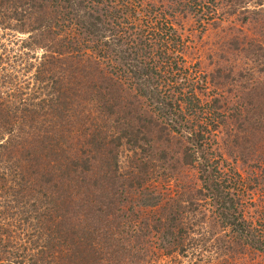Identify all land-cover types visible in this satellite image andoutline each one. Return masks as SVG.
<instances>
[{
  "label": "trees",
  "instance_id": "16d2710c",
  "mask_svg": "<svg viewBox=\"0 0 264 264\" xmlns=\"http://www.w3.org/2000/svg\"><path fill=\"white\" fill-rule=\"evenodd\" d=\"M145 1L0 0V29L28 35L24 59L34 65L25 69L36 82L0 78V264L264 258V202L255 200L264 171L250 180L217 146L219 131L243 132L255 107L231 110L206 93L171 19L180 10L213 21L218 0ZM255 5L244 11L257 19L264 0ZM177 167V190L158 193ZM118 178L139 182L141 215L123 218L124 204L110 200ZM143 209L157 215L152 226Z\"/></svg>",
  "mask_w": 264,
  "mask_h": 264
},
{
  "label": "rangeland",
  "instance_id": "374dc122",
  "mask_svg": "<svg viewBox=\"0 0 264 264\" xmlns=\"http://www.w3.org/2000/svg\"><path fill=\"white\" fill-rule=\"evenodd\" d=\"M229 1L231 0H218L216 17L210 22L207 20L201 22L198 18L200 16L197 17L188 11L180 10H175L173 12L175 15L171 19L185 43L184 57L187 64L190 67L198 68L207 79L208 90L206 93L211 98L212 96L214 98L222 97L228 102L231 110H236L239 104H252L255 107L247 118V123L242 121L243 132L237 133L234 127H230L222 130V134L219 131L217 137V146L221 149L220 154L223 155V160L253 180V177L262 175L264 171L263 163L260 160V157L264 156V48L259 50L261 46H264V25L261 29L258 26L264 22V15H260L256 19V15L244 11V9L255 10L256 0H236L239 7H232L231 4H228ZM145 2L153 6H158L161 2L167 4L166 0H147ZM166 10L170 13L173 9L166 8ZM27 38V34L14 35L0 29V59L2 60H0V78L4 76L8 80L12 75L18 78L20 88L23 85L33 86L36 84L33 77L35 69L32 68V65L29 71L25 69V66L27 67L30 62L34 65L33 60L26 64L24 59V54L28 51L22 42ZM254 42L255 51L253 50ZM39 54L41 53L38 52ZM32 56L34 57L35 53H30V57ZM5 75L7 76L5 77ZM235 140H238V147H236ZM173 149L177 150L174 144ZM169 164L175 166L174 162H169ZM178 171L180 170L177 167L171 177L166 180L168 182L162 181V179L158 181L156 186L161 188L157 191L158 193L161 191L164 193V186L167 184H173L174 189L177 190L178 179H180ZM149 180H152V176L147 178V182ZM114 182V189L110 188L111 191H109L112 195L110 200L114 204H117L118 201L120 204H124L121 211L124 215L123 218L131 217L133 212L141 215L134 203L140 198L139 191L135 187L139 182L133 181L132 178L126 180L118 178ZM1 184L0 187H2ZM143 184H145L144 180ZM260 185L255 200L259 199L264 202V182H261ZM0 193L2 196L3 192ZM1 202L2 198L0 197V204ZM143 210L145 214L142 217L146 221L148 220V224L152 226V221L149 223V220L150 218L154 220L153 217L157 215L149 209ZM116 226H119L121 230H127V220L120 219ZM252 259L253 257H249L245 264H264L262 257H258L254 262ZM162 262L166 261L163 259Z\"/></svg>",
  "mask_w": 264,
  "mask_h": 264
}]
</instances>
